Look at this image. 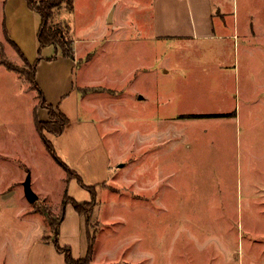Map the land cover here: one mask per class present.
I'll return each instance as SVG.
<instances>
[{"label":"rangeland","instance_id":"rangeland-1","mask_svg":"<svg viewBox=\"0 0 264 264\" xmlns=\"http://www.w3.org/2000/svg\"><path fill=\"white\" fill-rule=\"evenodd\" d=\"M219 1L240 28L229 46L254 49L239 52L242 82L247 69L257 75L241 98L235 63L226 83L201 53L214 44L146 32V0H74L73 11L64 1L52 24L72 26L76 60L40 48L41 15L27 0H0V58L18 69L0 65V264H44L55 233L44 211L58 223L66 191L93 198L37 130L51 109L68 122L48 138L97 190L79 236L63 239L73 252L85 255L91 243V264H264V97L254 93L264 89V0ZM183 49L197 59L191 67ZM26 62L36 64L48 107ZM81 88L98 93L83 97ZM229 108L237 117L214 115Z\"/></svg>","mask_w":264,"mask_h":264},{"label":"crops","instance_id":"crops-1","mask_svg":"<svg viewBox=\"0 0 264 264\" xmlns=\"http://www.w3.org/2000/svg\"><path fill=\"white\" fill-rule=\"evenodd\" d=\"M219 1V0H218ZM146 7L152 5V8H148V16L145 17V30L147 33L153 32L154 37H173V38H180L185 40H204L208 43L214 44V48L208 47L205 49H201V53L203 55H207L208 60L213 62V65L216 66L219 71L221 72V79H224L227 83L228 72L232 69L235 63V81H236V88L239 90L240 98L242 95H245V91L241 86L245 83L251 82V79L257 77L256 73H252L250 69L247 74L243 77V82L241 77L239 78V69H238V60H239V52L241 51L240 43L238 44L235 41V45L233 47L229 46L231 41L234 38H238L240 33V28L237 20L235 19V15L231 20L229 11L222 8L219 3L214 4V0H146ZM5 19L3 20L4 23ZM139 23L142 25L143 20L140 18ZM72 32V26H71ZM74 38V48L76 51L77 47V38ZM110 38V37H109ZM244 46V45H243ZM244 55H251L253 50L248 47L242 48ZM186 50H182L184 55V62L185 66H192V62H195L197 59L189 57L187 58ZM256 51V50H255ZM261 51L264 55V47H261ZM199 54V53H198ZM64 56V55H63ZM66 57V56H65ZM70 58V57H67ZM75 59V58H74ZM76 60V59H75ZM192 60V62H191ZM200 61V60H199ZM254 62V60H253ZM255 63V62H254ZM204 66V64H201ZM199 65V67H201ZM198 66V65H196ZM259 69V66L256 65ZM262 70L264 68V59L261 63ZM192 74V73H191ZM187 77L188 75L184 73ZM231 80H234L230 76ZM243 83V85H242ZM98 86L97 83H92L89 86ZM81 86H86L81 85ZM262 91L264 94V89L259 90L258 88L255 89L256 95L258 98L261 99ZM82 92V91H81ZM98 93L95 91L89 93H83V97H86L89 94ZM226 96H230L229 93ZM225 96V97H226ZM238 97V95H237ZM145 98L144 94L140 95V99L143 100ZM246 99V98H245ZM91 106V105H90ZM217 114L225 115V117L229 116H236L238 115V110L236 109H222L220 111H216ZM186 114L191 113H181L178 117L182 116L185 117ZM193 114V113H192ZM196 114V113H195ZM207 114V113H205ZM75 211V212H74ZM80 221L82 222V214L78 213L73 206L67 205L66 207V216L61 223V235L60 241L63 244H67L68 242H63L64 238H67V235H78L80 230H78ZM77 223V226H76ZM46 244L43 245L42 249L47 250L48 252L45 254L44 257L40 258L41 261L46 264L48 261L49 264H68L65 260L64 254L58 252L56 249L53 241L45 242ZM47 245V246H46ZM78 251L74 250V255L76 257H82L81 253H77ZM88 252V251H87ZM40 252L38 253L39 256ZM53 258L57 259V262H52ZM39 264V263H38Z\"/></svg>","mask_w":264,"mask_h":264},{"label":"trees","instance_id":"trees-1","mask_svg":"<svg viewBox=\"0 0 264 264\" xmlns=\"http://www.w3.org/2000/svg\"><path fill=\"white\" fill-rule=\"evenodd\" d=\"M28 5L31 9L37 11L41 15V24L38 31V40L40 43V48H44L49 45H53L62 51V54L66 57L75 56V48H74V38L70 34L71 27L65 29L62 23H57L56 25L52 24L53 17L55 15V9L60 7L62 3L67 2V7L69 11H73L74 8V0H27ZM23 55V53H22ZM24 56V55H23ZM4 64L7 68L12 70H18L13 65L11 60L0 58V65ZM26 64L32 68V76L30 77L31 85L36 88L39 92L40 103L43 106H49L47 100L39 87V83L37 81L36 74V64H31L26 62ZM87 89L81 88L82 92H85ZM59 115V116H57ZM199 115H209V114H186L185 117H195ZM214 115H222V114H214ZM51 119L47 121L36 120V127L41 137L43 138L45 145L48 151L53 155L57 162H59L62 166H64L68 173V180L76 177L78 181L86 188L91 190L93 198L92 200H84L79 201L74 197L68 194V191L64 194L63 202H62V212L61 216L58 219V223L54 222V217L52 211L45 210L44 213L51 220V224L55 226V233L53 243L58 250V252L64 254L65 260L68 264H91L92 262V254H93V245L90 243L88 252L85 256L76 257L72 250V247L69 244H61L59 241L61 235V223L66 216V207L71 204L73 208L80 214L88 213V210H92L96 199V187L95 185H89L84 182L81 175L73 168L67 164L61 156L58 155L57 149L55 148L53 142L48 138L47 134H55L60 135L64 132L68 119L64 113L57 114L53 109L50 110ZM60 117V119H59ZM70 174V175H69ZM89 205V206H85ZM89 219V218H88Z\"/></svg>","mask_w":264,"mask_h":264},{"label":"water","instance_id":"water-1","mask_svg":"<svg viewBox=\"0 0 264 264\" xmlns=\"http://www.w3.org/2000/svg\"><path fill=\"white\" fill-rule=\"evenodd\" d=\"M111 21V17L109 19ZM25 191L28 199L31 202H34L38 199V194L33 190L32 183H31V176L29 175L25 181Z\"/></svg>","mask_w":264,"mask_h":264}]
</instances>
